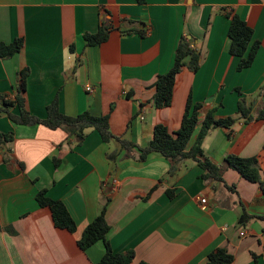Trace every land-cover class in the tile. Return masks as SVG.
I'll list each match as a JSON object with an SVG mask.
<instances>
[{
  "label": "crops",
  "instance_id": "1",
  "mask_svg": "<svg viewBox=\"0 0 264 264\" xmlns=\"http://www.w3.org/2000/svg\"><path fill=\"white\" fill-rule=\"evenodd\" d=\"M230 15L259 44L241 71L228 51ZM101 24L110 28L106 40L88 45L84 37ZM182 36L201 54L199 69L184 68L171 105L156 109V78L171 68ZM17 39L22 49L0 59V99L13 101L18 73L28 69L23 95L31 115L44 119L56 99L66 116H107L110 133L137 147L110 160L119 144L104 143L95 130L87 129L79 143L59 128L0 115V134L10 135L0 146V264L98 263L103 243L82 251L77 241L104 205L106 240L114 253L133 251L130 264H206L217 248L232 254L231 264H264V194L257 184L229 168L223 183L204 180L191 160L168 177L169 163L155 152L138 160L154 125L179 128L188 95L202 105L201 118L211 109L216 118L236 116L243 98L252 119L211 131L203 154L218 166L228 155L256 157L264 177V119L257 118L264 103L261 0H0V43ZM39 191L64 205L73 233L54 226L50 210L37 204ZM243 214L249 218L240 223Z\"/></svg>",
  "mask_w": 264,
  "mask_h": 264
},
{
  "label": "trees",
  "instance_id": "2",
  "mask_svg": "<svg viewBox=\"0 0 264 264\" xmlns=\"http://www.w3.org/2000/svg\"><path fill=\"white\" fill-rule=\"evenodd\" d=\"M142 1V0H139ZM230 25L228 28L229 38V54L239 58L237 71H241L251 66L256 52L258 50V42L251 44L252 29L238 16L230 15ZM110 28L100 25L97 33L86 35L84 37L88 45H99L106 40ZM23 46L21 39L14 40L10 44L0 43V59L9 58L18 53ZM201 54L195 51L192 42L182 36L175 48L174 60L171 68L165 74L158 75L155 81V93L153 95L154 107L156 109H164L171 105L173 88L177 75L186 68L192 73L197 72L200 66ZM28 75V69H23L18 73L17 94L13 101H7L5 97L0 99V115H5L14 123L20 125H36L40 124L48 129H61L67 137L78 139L81 143L87 129L95 130L99 133L102 141L108 143L114 140L119 144V149L110 152L107 157L113 160L122 151L133 147L135 144L114 137L108 127V117L91 116L87 112H83L77 116L70 117L62 114L58 109L57 100L54 99L46 108V117L39 119L31 115L25 107V78ZM260 93L264 91V83L260 89ZM237 115L226 118H216L214 110H209L204 117H200L202 105L194 103L188 95L185 102L184 111L179 128L176 131H169L163 124H156L152 130V137L144 147H138L139 161H144L146 157L152 153H159L169 163L167 172L168 177H175L181 171L183 163L186 160L195 162L202 170L201 178L204 180H213L223 183V168H229L236 171L243 179L259 186L264 194V177L261 175L258 159L256 157L241 158L235 155H228L223 160V166H218L207 159L202 150L203 140L211 133V131L224 128L230 129L239 121L248 122L252 119L251 108L246 107L245 100L239 98L237 103ZM17 107L18 114L11 113V109ZM257 118L264 119V103L261 111L257 114ZM199 128L194 143L188 147L194 131ZM230 137V133L228 134ZM10 135L0 134V146L5 144ZM232 189V187H227ZM168 198L174 197L173 191H166ZM40 207H46L50 210L51 218L55 227L65 229L70 233L75 231V223L70 217L64 205L56 200L48 198L45 191H39L35 197ZM105 209L103 206L100 213L86 226L80 239L77 241L78 247L85 251L97 242H102L104 246V255L96 264H130L133 259V251L124 253H114L106 240L109 227L105 221ZM249 217L243 214L239 222L243 223ZM264 223V215L259 217ZM233 256L226 248H217L207 255L206 264H231ZM143 264V263H139Z\"/></svg>",
  "mask_w": 264,
  "mask_h": 264
},
{
  "label": "built area",
  "instance_id": "3",
  "mask_svg": "<svg viewBox=\"0 0 264 264\" xmlns=\"http://www.w3.org/2000/svg\"><path fill=\"white\" fill-rule=\"evenodd\" d=\"M264 3V0H261ZM86 91L91 93L92 92V88L91 87H86ZM199 203L201 205V207L203 208L204 205L206 204V200L205 199H200Z\"/></svg>",
  "mask_w": 264,
  "mask_h": 264
}]
</instances>
